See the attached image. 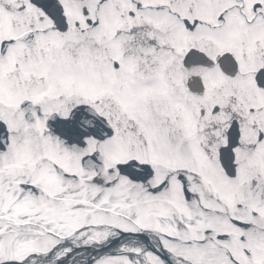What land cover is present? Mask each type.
<instances>
[{
	"label": "snow or ice",
	"instance_id": "1",
	"mask_svg": "<svg viewBox=\"0 0 264 264\" xmlns=\"http://www.w3.org/2000/svg\"><path fill=\"white\" fill-rule=\"evenodd\" d=\"M0 264H264V0H0Z\"/></svg>",
	"mask_w": 264,
	"mask_h": 264
}]
</instances>
